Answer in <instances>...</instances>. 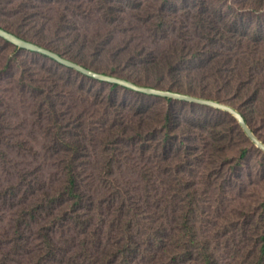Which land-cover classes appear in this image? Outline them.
<instances>
[{
  "label": "rangeland",
  "instance_id": "obj_1",
  "mask_svg": "<svg viewBox=\"0 0 264 264\" xmlns=\"http://www.w3.org/2000/svg\"><path fill=\"white\" fill-rule=\"evenodd\" d=\"M238 2L0 0V27L56 48L70 44V35L77 34L84 48L78 50L71 43V50L78 51L89 65L110 71L111 53L121 59L129 47L141 46L159 57H172L175 44L195 45L200 40L198 22L211 18L220 24V14L229 15ZM95 43L103 46L97 56ZM134 69L119 72L142 82L154 80L139 65ZM163 98L113 87L0 37V264H62L60 258L45 255L47 229L59 251L72 249L70 243L79 231L73 218L64 223L60 216L64 206L72 210L71 202L58 198L67 183L68 159H73L80 188L101 204L94 207L95 221L103 224L105 242L122 230L114 221V189L127 187L143 202L147 190L173 187L164 153L154 143L145 146L136 135L142 123L158 132H147L155 142L171 108L176 120L191 125L192 145L205 160L195 162L194 171L182 169L203 192L195 216L198 230L218 239L215 248L225 255V264L234 260L242 223L264 220V151L237 119L233 123L219 112L170 104ZM222 121L232 132L224 149L210 130ZM255 128L264 139V124L259 120ZM180 134L181 139L186 137ZM243 148L248 152L241 159ZM179 154L176 146L171 157Z\"/></svg>",
  "mask_w": 264,
  "mask_h": 264
},
{
  "label": "trees",
  "instance_id": "obj_2",
  "mask_svg": "<svg viewBox=\"0 0 264 264\" xmlns=\"http://www.w3.org/2000/svg\"><path fill=\"white\" fill-rule=\"evenodd\" d=\"M238 1L234 6L236 8L228 12L230 16L220 14V24L211 18L198 22L200 40L195 45L185 41L175 44L172 57H159L154 51L141 46L129 47L124 58L121 57L125 61L115 52L111 53L113 64L110 71H101L89 65L84 56L71 50V43L78 50L84 48L77 34L70 35V44L65 43L62 48L46 45L43 40L37 43L106 74L131 79L142 85L229 102L242 111L257 133L255 124L259 120L264 124V0ZM23 38L33 41L25 36ZM95 49L94 55L97 56L101 54L103 46L98 43ZM138 65L140 71L154 80L142 82L130 74L119 72L134 71ZM112 86L117 87L118 84ZM163 99L170 104L179 102L191 108L199 106L219 112L220 116L231 119L233 123L236 120L231 113L221 109ZM174 114L173 108L165 114L162 135L155 142L147 136V132L154 130L144 124L141 123L136 131V135L143 138L145 146L147 142L154 143L156 150L164 153L166 161H171V164L166 162L165 168L171 172L174 185L153 192L147 190L152 198L146 194L143 202L134 197V192L127 187L120 185L114 189L111 195L116 204L114 221L115 224L119 223L118 227L122 230L116 231V234L110 233L111 241H104L106 239L101 234L103 224L95 221L97 213L94 207H101V204L97 205L94 198L80 188L73 159H68L67 183L58 198L69 199L72 210L64 206L60 216L64 223L73 218L72 223L79 234L72 238V251L69 250L70 246L59 251L61 249L53 239L51 230L47 229L44 232L47 257L60 258L62 264H225V255L215 248L218 239L201 234L195 222L203 192L196 186L192 175L184 173L182 169L187 167L194 171L198 168L195 162L199 164L205 160L202 154L197 153L198 147L192 145L195 132L191 125L176 120ZM210 130L214 132L215 142L218 140V147L224 149L232 135L229 124L222 121L220 125L210 126ZM180 131L185 133V138L181 139ZM157 133L154 131L155 135ZM176 146L181 155L173 158L171 154ZM247 152V148L241 150V159L247 156ZM100 215H103L102 212ZM115 224L111 227L114 228ZM242 224L244 230L235 245L236 257L229 264H264V220H246ZM75 241L78 242L77 247L73 244Z\"/></svg>",
  "mask_w": 264,
  "mask_h": 264
},
{
  "label": "water",
  "instance_id": "obj_3",
  "mask_svg": "<svg viewBox=\"0 0 264 264\" xmlns=\"http://www.w3.org/2000/svg\"><path fill=\"white\" fill-rule=\"evenodd\" d=\"M0 37L7 42L13 44L14 46L22 49H27L32 52L40 53L44 56H47L59 64L77 70L89 77L95 78L100 81L109 82L112 84H118L126 88L145 93L148 95L160 96L165 98H171L176 100L188 101L192 103L202 104L217 109H221L231 113L240 123L242 128L245 130L246 134L252 139V141L264 151V140L254 131L252 126L247 121L246 117L236 106L223 102L220 100H215L212 98L200 97L192 94L176 92L173 90L162 89L154 86H147L139 84L134 80L127 79L121 76L106 74L98 70L92 69L80 62H76L69 58H66L59 54L58 52L51 50L45 46H41L33 41L27 40L18 34L10 32L2 27H0Z\"/></svg>",
  "mask_w": 264,
  "mask_h": 264
}]
</instances>
